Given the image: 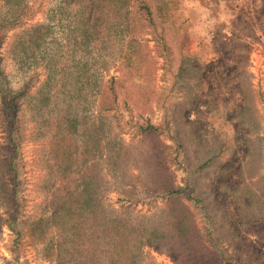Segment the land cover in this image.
Here are the masks:
<instances>
[{
	"label": "rangeland",
	"instance_id": "374dc122",
	"mask_svg": "<svg viewBox=\"0 0 264 264\" xmlns=\"http://www.w3.org/2000/svg\"><path fill=\"white\" fill-rule=\"evenodd\" d=\"M77 9L67 0L17 6L0 0V17L16 22L1 37L0 87L15 94L10 119L23 179L21 218L13 224L19 236L9 219L11 182L6 173L0 180V264H54L41 255L47 229L42 233L36 220L48 214L47 182L61 177L47 149L54 130L43 122L64 105L67 114H79L81 128L102 116L107 140L124 148L117 168L100 163V178L109 182L106 204L133 214H185L207 249L201 264H264V0H131L123 16L110 17L115 30L109 23L98 27L113 40L103 47L90 42L88 53L82 47L71 53L73 37L80 40L86 27L73 16ZM34 24L46 42L22 50L20 36ZM42 49L56 51V67L70 69L66 97L81 69L76 57L84 55L88 79L81 82L95 89L88 103L63 100L60 75L51 84L52 99L40 100L50 85L42 86V60L31 65L35 58H21ZM79 133L73 132V150ZM10 145L0 96V159H7ZM166 169L172 185L182 188L175 201L166 202L159 183ZM189 194L199 201L192 204ZM143 253V264H176L163 249L147 245Z\"/></svg>",
	"mask_w": 264,
	"mask_h": 264
},
{
	"label": "trees",
	"instance_id": "16d2710c",
	"mask_svg": "<svg viewBox=\"0 0 264 264\" xmlns=\"http://www.w3.org/2000/svg\"><path fill=\"white\" fill-rule=\"evenodd\" d=\"M3 1L12 2L16 6L21 4V0ZM130 1L67 0L68 3L78 5L73 16L82 17L86 24L85 28L81 27L80 40L73 37L71 53L81 47L83 53H88L87 48L92 41L96 44H92L91 47L95 45L103 47L104 44L113 40L112 35L109 37L108 33L103 32L104 28L98 29V27L100 24L108 25L109 23V27H112L110 30H115L110 17L123 16L124 9ZM140 9L144 11L146 17H151L152 12L147 4L143 3ZM13 20L10 17H0V42L3 31L16 24ZM27 29L29 31H24L26 35L23 32L20 36L19 46L22 50H26L27 46L41 49V43L46 42V38L40 32V27L34 24ZM115 34L116 32L113 35ZM30 56L35 58L31 65L39 63L37 59L42 60L44 65L46 76L42 86L50 84L49 90L46 91L47 95L45 93L40 95L42 102L46 103L52 99L50 87L57 75H60L58 91L61 89L63 100H69L68 102L76 100L78 104L84 101L89 102L88 94H93L95 89L92 88V82H81L82 79H88L84 55L78 54L76 57L75 64L81 69H76L77 72L73 74L77 82L74 89L68 92V97H66V87L71 77L70 69L67 70L64 66L56 67L60 59L58 57L56 59L57 52L42 49L26 54L21 59H28ZM87 82L89 86L85 87ZM9 92L2 91L0 87L5 132L11 144L7 150V159H0V180L3 183L2 178L6 173L11 182L7 192L9 219H11L12 229L19 236L21 231L13 224H17L21 218L23 204L19 191L23 179H21L19 145L13 136L15 121L10 119L13 115L11 109L16 110L15 94ZM65 106L61 108L59 114L47 116L43 122L45 126L52 127L54 130L48 133L47 149L49 154L53 153L55 164L58 169H61V177L47 182L48 190L44 208H47L48 214L36 220V225L42 228V233L47 229L41 242V255L52 260L54 264H143V247L148 245L170 253L176 264L203 263L207 249L198 241L196 229L185 214L178 211H166L165 215H160L163 213L162 209L152 214H133L129 209L116 210L103 201V193L108 189L106 184L109 182L100 178V163L108 160L112 169L117 168L115 164L121 151L124 152V148L120 145L114 147L107 140L108 128L105 127L102 116L99 117V122L90 121L81 128L79 127L81 121L76 117L79 114L73 111L68 112V115ZM147 127L155 129L153 125H147ZM75 130L80 131L81 139L73 150ZM102 140L105 142L103 145H101ZM70 172L74 175H69ZM165 174L159 182L160 186L167 195L166 202L175 201L182 188H175L172 185L171 174L167 172V169ZM126 184L127 182L121 183V187ZM189 198L192 204L199 201L191 194Z\"/></svg>",
	"mask_w": 264,
	"mask_h": 264
}]
</instances>
